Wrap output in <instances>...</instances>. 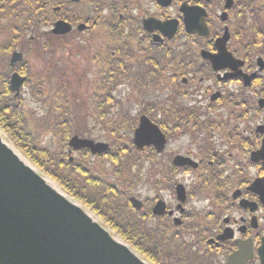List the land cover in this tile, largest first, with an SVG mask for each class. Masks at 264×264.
Wrapping results in <instances>:
<instances>
[{
	"label": "flooded vegetation",
	"instance_id": "obj_1",
	"mask_svg": "<svg viewBox=\"0 0 264 264\" xmlns=\"http://www.w3.org/2000/svg\"><path fill=\"white\" fill-rule=\"evenodd\" d=\"M147 1L169 13L158 17L138 6L143 11L132 14L130 0L96 2L88 18L94 21V30L78 35L74 29L67 44L79 41L85 55L87 42L98 44L102 36L98 18L111 21L116 35L105 52L112 58L100 66V74L106 76L98 80L109 82L110 74L118 84L136 81L157 83L160 88L159 108H152L157 117L153 122L166 143L157 155L159 196L145 202L154 206L163 201L166 217L174 221L180 216L177 189L183 186L187 191L184 206L197 204L185 214L195 208L193 219H207L202 231L201 222L193 225L194 250L209 264H227L238 252L247 256L246 264H264V50H259L252 29L241 30L246 23L235 7L238 0H232L231 9H227L229 0ZM185 5L205 11L206 15L193 20L196 24L204 21L207 35L189 33L182 11ZM66 17L75 27L81 15L70 5ZM170 23L177 24L171 39ZM121 25L125 29L119 31ZM219 42L226 45L233 60L213 63L205 58L220 55ZM178 157L197 167L175 166ZM256 183L255 192L251 188ZM204 196L212 202L207 203ZM232 211L237 215L234 219L229 216Z\"/></svg>",
	"mask_w": 264,
	"mask_h": 264
},
{
	"label": "trees",
	"instance_id": "obj_2",
	"mask_svg": "<svg viewBox=\"0 0 264 264\" xmlns=\"http://www.w3.org/2000/svg\"><path fill=\"white\" fill-rule=\"evenodd\" d=\"M65 1L0 0L1 130L34 165L100 216L152 264H209L184 235L193 231L190 224L176 227L168 217H154L151 205L145 204L137 212L130 204V197L145 181L158 189L160 164L153 149L142 152L133 146L130 135L138 118H132L124 108L129 103H141V114L154 121L157 117L152 108H159V84L140 83L130 87L125 101L113 97L116 83L95 84L91 102L111 151L97 157L86 150L77 152L74 162H70L67 151L70 138L92 136L89 113L84 114L91 102H74L77 95L71 96L72 101L67 99V87L71 88L65 80L67 71L62 66L59 68L56 61L48 64L43 77H37L27 59L30 54L40 61L55 59L56 45L66 49L68 37L53 36L47 30L57 19L67 20ZM235 7L239 16L244 15L246 25L241 30L252 29L259 50H264V0H238ZM56 8H60L58 13ZM18 49L25 54V59L12 67L10 56ZM78 51L82 54L81 48ZM111 58L109 55L108 62ZM15 71L27 77L25 88L43 112L27 110L22 94L15 96L10 87L11 74ZM47 83L51 89L49 94L45 93ZM124 128L128 131H123ZM48 137L58 140L56 151L44 144ZM147 166V178L143 179L142 171Z\"/></svg>",
	"mask_w": 264,
	"mask_h": 264
},
{
	"label": "water",
	"instance_id": "obj_3",
	"mask_svg": "<svg viewBox=\"0 0 264 264\" xmlns=\"http://www.w3.org/2000/svg\"><path fill=\"white\" fill-rule=\"evenodd\" d=\"M232 5V1L229 0L227 8ZM182 11L186 14L189 33L207 35L204 21L200 20L199 24H196L193 20L195 16L206 15L204 10L185 5ZM84 29V25L79 27V31ZM176 29L177 24L170 23L169 31L172 34L168 36L169 38L174 35ZM71 31L72 27L68 23L58 21L52 33L66 35ZM218 47L220 55H208L205 58L213 63L233 60L226 45L222 47L219 42ZM22 60V53L15 52L11 64L15 65ZM25 81L26 79L18 73L12 76L11 87L17 95ZM165 143V137L159 127L147 117H142L135 132L136 147L141 150L153 145L161 152ZM69 145L75 151L87 149L93 155H102L110 150L105 143L78 136L73 137ZM174 164L178 167H197V164L182 157L176 158ZM258 186L256 183L251 190L256 192ZM177 193L179 200L185 203L184 187L179 186ZM131 203L137 210L143 207V203L136 198H132ZM166 212L167 206L162 201L153 209L155 216H164ZM176 223L179 225L181 221L176 219ZM221 240H224V237ZM261 251L263 253L264 248ZM246 257L235 255L229 264H245ZM0 264L148 263L65 192L49 184L46 177L36 171L0 133Z\"/></svg>",
	"mask_w": 264,
	"mask_h": 264
},
{
	"label": "rangeland",
	"instance_id": "obj_4",
	"mask_svg": "<svg viewBox=\"0 0 264 264\" xmlns=\"http://www.w3.org/2000/svg\"><path fill=\"white\" fill-rule=\"evenodd\" d=\"M102 1L110 2L111 0H85L82 3H79L78 5H76L74 7H71V9L76 8V10L80 12V15L82 16V18H87V16H89V14H91V5L92 4L95 5L96 2H98V4H101ZM130 1H131V3H134V7L132 8V14L138 13L140 11H143L138 6H143L145 8V10H146L145 14H152V15L158 16V17H161L162 15H165L166 13H169V12L165 13L164 11L158 10L155 7V5L152 3V1L148 2L146 0V4H145V2L143 0H130ZM118 2H122V0H118ZM123 2H124V0H123ZM145 5H146V7H145ZM102 7L105 8L104 6H102ZM171 13H173V12H171ZM101 16H102V18H104L105 17V13H103ZM103 24H104L103 20L101 18H98V32L102 31L103 32V37H104L103 38L104 40L102 42H100V43L106 44V43H109L111 40L108 39L109 38V34L108 33L104 34L105 31L102 28ZM105 26H106L107 30H109V28H112L107 22L105 23ZM124 29H125V25H121L119 27V31H122ZM91 45H92V47H94V43L93 42L91 43ZM56 47L57 48H56L55 59L47 58V59H44V60L40 61V60L36 59L32 54L27 56V59L29 60L31 66L33 67L34 73L36 74L37 77H43L45 75L46 70H47L46 67L48 66V64L51 63V62L55 63V61H56L58 63L57 65H58L59 68L62 66L67 71V75L65 76V80H66L67 86L70 84V87H71V88H69V86L67 87L68 90H69V94H70V95L69 94L67 95V99L72 101V97L71 96L77 95V96H75L76 100L74 102H77V101L81 102V100H85V101L91 102V93H93V91L95 89L94 85L95 84L97 85V83H98V81H96V77L94 76L93 70L90 69V67L87 65V63L83 62V60L86 61V59L83 58V59H79V60L74 62L73 60H69L68 59V53H67L66 49L61 48L60 46L58 47V45H56ZM89 51L91 53H93L94 49H90ZM120 82H122V81H120ZM130 84L131 83L128 82L127 84L120 85L118 88H116V90L113 91V97L115 99H117V100H121V98H122V100H124V101L126 99H128V94L131 91ZM50 91H51L50 86L47 83L46 88H45V93L49 94ZM22 96L25 99L27 110L34 111V112H37V113H41V112L44 111V109L37 103V101L33 99V97L31 96L30 90L28 88H24L22 90ZM133 103L134 104L129 103L124 108V110L126 112L130 113L132 117L136 116V114L140 110L142 111V109H143V108H140V107L137 106L138 103H136V102H133ZM86 108H87V110H86V112H84V114L89 113V116H90L89 117L90 119L88 121L89 129L91 130V135H92V136H90V139H94V140L100 139L101 141L106 140L104 138L105 134L102 132V127L98 126V121L96 120L95 109L93 108L92 102H91L90 105L87 104ZM117 109H119V108H117ZM123 115H125V114H123ZM2 132H3L4 137L7 139V141L9 143L11 142L17 148V146L14 144V142H12L10 140V138L5 134V132L3 130H2ZM87 138H89V137H87ZM44 144L46 146H49L54 151H56L58 149V146H59L58 140L56 138H54V137H48V139L45 140ZM67 151H69V149ZM20 153L22 154L21 151H20ZM72 155L74 157H77L76 154H72ZM148 169H149V166H147L146 169L144 171H142V176L145 177L143 179L147 178ZM157 172H159L158 169H157ZM54 184L56 186H58V188L62 189V187L61 186L59 187V185L55 181H54ZM158 194H159L158 189H155L154 187H151L150 186V182H148V181H145L142 184V186H140L134 192V196L135 197H140L139 199L141 201H145L148 198H156L157 199L158 198ZM193 205H197V204H195V202H193L187 208L191 209ZM83 206L88 211H90L89 210L90 208L88 206H86V205H83ZM90 213L92 214V212H90ZM229 216H231L232 219H234V216H237V215L235 214V212L232 211V215H229ZM111 232L114 233L115 231L112 230ZM115 234H116V232H115ZM138 253L142 256V258L147 260L140 252H138Z\"/></svg>",
	"mask_w": 264,
	"mask_h": 264
},
{
	"label": "bare ground",
	"instance_id": "obj_5",
	"mask_svg": "<svg viewBox=\"0 0 264 264\" xmlns=\"http://www.w3.org/2000/svg\"><path fill=\"white\" fill-rule=\"evenodd\" d=\"M47 179V178H46ZM48 183L51 184L54 188L60 190L52 181H50L49 179H47Z\"/></svg>",
	"mask_w": 264,
	"mask_h": 264
}]
</instances>
